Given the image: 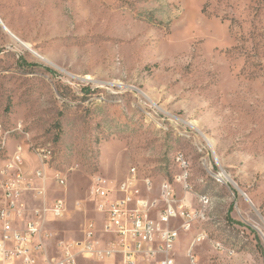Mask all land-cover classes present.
Masks as SVG:
<instances>
[{"label":"rangeland","instance_id":"rangeland-1","mask_svg":"<svg viewBox=\"0 0 264 264\" xmlns=\"http://www.w3.org/2000/svg\"><path fill=\"white\" fill-rule=\"evenodd\" d=\"M0 22L41 57L0 25L2 153L44 171L29 146L50 152L47 202L68 209L55 239L94 217L75 208L93 179L133 168L152 217L167 183L205 217L173 264L191 244L197 264H264V0H0Z\"/></svg>","mask_w":264,"mask_h":264},{"label":"built area","instance_id":"built-area-1","mask_svg":"<svg viewBox=\"0 0 264 264\" xmlns=\"http://www.w3.org/2000/svg\"><path fill=\"white\" fill-rule=\"evenodd\" d=\"M44 171L28 169L19 148L15 154L0 155V264H173L171 243L185 223L198 224L199 209H188L173 195L167 183L165 194H158L160 221H150V196L146 181H133V168L118 183L102 178L92 180L86 192L85 207L75 208L94 217L86 219L79 238L55 239L52 226L68 215L65 200L47 202L45 171L52 160L44 150ZM181 170L178 181L184 191L185 159L177 155ZM205 200L199 198V204ZM198 244V240L196 241ZM191 244L186 264H196ZM216 249L219 244L214 243Z\"/></svg>","mask_w":264,"mask_h":264},{"label":"bare ground","instance_id":"bare-ground-1","mask_svg":"<svg viewBox=\"0 0 264 264\" xmlns=\"http://www.w3.org/2000/svg\"><path fill=\"white\" fill-rule=\"evenodd\" d=\"M0 25L2 26L3 29L5 28L4 25H3L1 22H0ZM4 30H5V31H6V32L12 37V35L10 34V32H9L6 28H5ZM12 38H13L14 41L17 42V43H18V44H19L24 50L28 51L29 53H31L33 56H35V57L38 58V59L41 58V57H39V55H37L34 51H32L31 47H30L28 44H26V43H24V42H22V41H20V40H18V39H16V38H14V37H12ZM14 131H15V130H14ZM16 132H18V134H21V133H22V131H21L20 128L16 129ZM8 138H9V133H8V132H3L2 129H1V126H0V153H2V152L4 151V149L6 148V143H5V141H6V139H8ZM18 148H19L20 150H23L20 146H17V147H16V150H17ZM29 148H31L32 152H33V153L39 158L41 165L44 166V165H45V153H44V149H41L40 147L33 146V145H30ZM15 153H16V152H15ZM37 171H43V170H37ZM223 178H224L225 181H227V178H226V177H223ZM133 181H138V176H137V174H136V172H135L134 169H133ZM228 182L231 183L230 180H229ZM146 189H147L148 191H150V183H149L148 180H146ZM165 189H166V184H163V185L161 186L160 194H165ZM0 197H3V188H0ZM150 200H151V201H150L149 220H150V221H160V214H158L157 217H152V213H153L154 211H156V209H157V207H158V200H156V199H150ZM159 201H160V200H159ZM159 206H160V205H159ZM191 225H192V223H185V224L183 225V227L180 228V233H181V232H182V233H186V232H188V231L190 230V228H191ZM180 233L177 234V236H176V240L173 241V243H171V251L173 252V255H174V248H175V245H176V243H177V241H178V238H179V236H180ZM196 239H197V238H196ZM197 240H198V242H200V241L202 240V238L199 237ZM196 264H197V262H196Z\"/></svg>","mask_w":264,"mask_h":264},{"label":"water","instance_id":"water-1","mask_svg":"<svg viewBox=\"0 0 264 264\" xmlns=\"http://www.w3.org/2000/svg\"><path fill=\"white\" fill-rule=\"evenodd\" d=\"M5 29V28H4ZM241 193V192H240ZM241 195L244 197V199L251 205L250 201L248 200V198L246 197L245 194L241 193ZM252 206V205H251Z\"/></svg>","mask_w":264,"mask_h":264}]
</instances>
